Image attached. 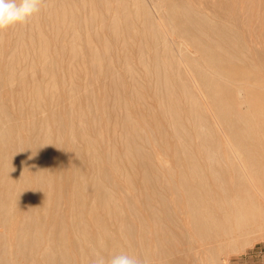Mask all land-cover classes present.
<instances>
[{"label": "bare ground", "instance_id": "1", "mask_svg": "<svg viewBox=\"0 0 264 264\" xmlns=\"http://www.w3.org/2000/svg\"><path fill=\"white\" fill-rule=\"evenodd\" d=\"M145 1L41 0L0 32V264H227L264 237L252 48L234 17Z\"/></svg>", "mask_w": 264, "mask_h": 264}, {"label": "rangeland", "instance_id": "2", "mask_svg": "<svg viewBox=\"0 0 264 264\" xmlns=\"http://www.w3.org/2000/svg\"><path fill=\"white\" fill-rule=\"evenodd\" d=\"M196 1L193 0L192 2L193 3L195 2V4L198 5L201 3L200 8L201 9L203 8L202 10H204L205 12L209 11L208 12L210 13L209 15L218 17L219 19L221 17L222 20L225 19L227 21L232 20L230 22L231 25L236 21L234 23L235 25L234 26L232 25L234 30L237 32L238 29L239 34L242 33L243 36H245V40L249 48L250 47L252 48L251 50L252 52L250 53L251 55L254 56V57L251 56L252 61L256 66V68L259 67L260 71H262V74L264 76V0H196ZM147 2L148 0L145 1L146 4ZM147 5H149V2ZM154 18L158 21L156 15L154 16ZM250 49L248 51H250ZM176 53L180 54L178 52ZM182 65L184 66L183 62L181 63V66ZM185 73L187 74L185 75L188 77V78L186 77L188 81L190 83L193 82L192 85L195 83V85H193V87L195 86V88L193 87L192 88L195 91L199 92L198 96H200L202 98V101L204 100L205 102L203 103L206 104V99L202 95L201 88L198 85H196L197 81L195 80L194 76L192 74H188L187 70L185 71ZM191 77L193 79H191ZM189 78L191 79V81L189 80ZM246 94H248V96H250L253 100L256 99L255 102H258L259 105L264 106L263 92L257 90L252 91L249 89H244V92L240 93V95L245 97ZM261 99L262 102L260 101ZM251 108L252 107L249 106V103L248 104L243 103L241 106L242 111H248L251 110ZM211 117L213 118L214 121H216V119L212 115ZM27 118L29 117L25 115L24 119L28 120ZM1 230L2 227L0 226V231ZM260 238L259 239L257 238L255 242H253L251 245L246 246V248L242 251H234L233 249H228L227 250L228 252H226L227 254L222 252L220 253V255L221 256L227 255L225 256L228 259L227 264H264V237L261 239ZM202 253L203 251L194 254L198 259V261ZM194 255L192 256L194 257ZM191 262L194 263L193 261Z\"/></svg>", "mask_w": 264, "mask_h": 264}, {"label": "clouds", "instance_id": "3", "mask_svg": "<svg viewBox=\"0 0 264 264\" xmlns=\"http://www.w3.org/2000/svg\"><path fill=\"white\" fill-rule=\"evenodd\" d=\"M41 11V0H0V32L15 25H23ZM93 264H141V260L126 252L110 259L96 254Z\"/></svg>", "mask_w": 264, "mask_h": 264}]
</instances>
